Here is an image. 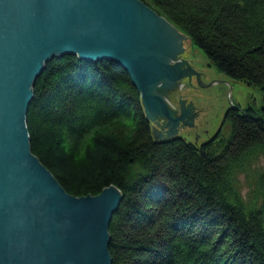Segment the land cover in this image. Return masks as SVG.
Returning <instances> with one entry per match:
<instances>
[{"label": "trees", "instance_id": "obj_1", "mask_svg": "<svg viewBox=\"0 0 264 264\" xmlns=\"http://www.w3.org/2000/svg\"><path fill=\"white\" fill-rule=\"evenodd\" d=\"M264 96V0H143ZM27 114L31 149L76 196L114 184L112 264H264V104L231 106L201 143L156 138L121 64L49 59ZM248 186L247 192L243 187Z\"/></svg>", "mask_w": 264, "mask_h": 264}, {"label": "water", "instance_id": "obj_2", "mask_svg": "<svg viewBox=\"0 0 264 264\" xmlns=\"http://www.w3.org/2000/svg\"><path fill=\"white\" fill-rule=\"evenodd\" d=\"M186 38L143 0H0V264H112L120 189L71 194L31 149L27 114L46 62L71 53L121 64L166 138L185 124V106L175 114L161 91L191 70L174 58Z\"/></svg>", "mask_w": 264, "mask_h": 264}, {"label": "rangeland", "instance_id": "obj_3", "mask_svg": "<svg viewBox=\"0 0 264 264\" xmlns=\"http://www.w3.org/2000/svg\"><path fill=\"white\" fill-rule=\"evenodd\" d=\"M183 46L174 58L191 63V70L186 67L187 75L177 81V85L165 86L161 91L175 114L185 106V124L182 122L176 134L201 143L220 130L227 135L231 133L229 125L224 124L226 111L231 106L241 110L252 107L261 112L264 96L260 85L229 77L190 38L183 40ZM247 189L248 186L243 187L244 192Z\"/></svg>", "mask_w": 264, "mask_h": 264}, {"label": "bare ground", "instance_id": "obj_4", "mask_svg": "<svg viewBox=\"0 0 264 264\" xmlns=\"http://www.w3.org/2000/svg\"><path fill=\"white\" fill-rule=\"evenodd\" d=\"M169 61H175V60H171V58L170 59H168Z\"/></svg>", "mask_w": 264, "mask_h": 264}]
</instances>
